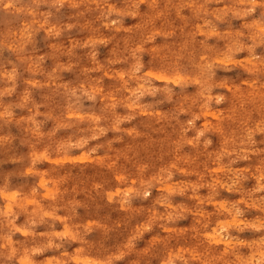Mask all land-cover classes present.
<instances>
[{
    "label": "rangeland",
    "instance_id": "374dc122",
    "mask_svg": "<svg viewBox=\"0 0 264 264\" xmlns=\"http://www.w3.org/2000/svg\"><path fill=\"white\" fill-rule=\"evenodd\" d=\"M0 264H264V0H0Z\"/></svg>",
    "mask_w": 264,
    "mask_h": 264
},
{
    "label": "bare ground",
    "instance_id": "6f19581e",
    "mask_svg": "<svg viewBox=\"0 0 264 264\" xmlns=\"http://www.w3.org/2000/svg\"><path fill=\"white\" fill-rule=\"evenodd\" d=\"M258 181V180H257ZM108 194V193H107ZM202 214V213H201ZM214 240H215V238H214ZM242 240V239H241Z\"/></svg>",
    "mask_w": 264,
    "mask_h": 264
}]
</instances>
